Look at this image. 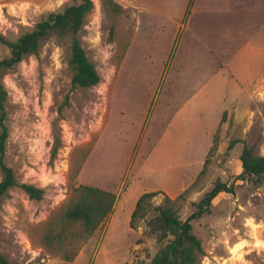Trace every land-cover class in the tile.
<instances>
[{
  "label": "rangeland",
  "instance_id": "374dc122",
  "mask_svg": "<svg viewBox=\"0 0 264 264\" xmlns=\"http://www.w3.org/2000/svg\"><path fill=\"white\" fill-rule=\"evenodd\" d=\"M80 1L0 0V35L15 40L50 13ZM93 2L80 38L101 74L98 84L72 88L68 34L47 38L38 55L27 56L2 76L8 90L6 161L19 181L43 187L45 193L40 200L31 199L16 186L2 199L0 251L12 264H145L171 236L146 234L145 221L130 226L138 196L161 191L153 199L157 205L170 195L152 188L166 186L180 190L179 195L187 191L177 205L186 219L195 203L222 181L232 192L217 195L211 212L193 222L203 245L197 264H264V177L258 184L243 179L240 159L245 146L264 155V80L253 97L236 104L230 102L234 92L224 89L226 100L216 97L202 111L198 132L178 139L184 143L176 150L157 146L145 160L144 144L136 154L132 151V114L145 103L148 81L135 82V89L127 82L122 95L113 99L112 124L95 147L109 120L113 67L120 62L127 35L124 30L121 40L115 39L126 21L124 12H114L103 0ZM9 55V46L0 40V59ZM80 184L117 194L116 216L88 238L80 224L69 225L63 217L73 188Z\"/></svg>",
  "mask_w": 264,
  "mask_h": 264
},
{
  "label": "crops",
  "instance_id": "0c3cea01",
  "mask_svg": "<svg viewBox=\"0 0 264 264\" xmlns=\"http://www.w3.org/2000/svg\"><path fill=\"white\" fill-rule=\"evenodd\" d=\"M116 1L126 21L115 39L120 41L125 30L127 40L113 67L109 120L95 147L112 124L113 99L122 95L127 82L135 89V82L148 81L145 103L135 106L132 114V151L136 154L144 144L143 160L157 146L176 150L184 143L178 139L198 132L202 111L216 97L226 100L224 89L234 92L230 102L236 104L262 86L264 0ZM156 189L173 197L180 193L166 186L150 190ZM111 215L116 216L115 207Z\"/></svg>",
  "mask_w": 264,
  "mask_h": 264
},
{
  "label": "trees",
  "instance_id": "16d2710c",
  "mask_svg": "<svg viewBox=\"0 0 264 264\" xmlns=\"http://www.w3.org/2000/svg\"><path fill=\"white\" fill-rule=\"evenodd\" d=\"M109 9L122 13L123 7L116 0H103ZM94 8L93 0H81L79 3L68 5L62 10L50 13L44 20L36 24L32 30L25 31L15 40H8L0 35V40L10 48V55L0 59V209L2 199L8 195L11 188L20 186L31 199L43 198L45 188L33 183L19 181L15 170L7 163V140L9 129L7 125L8 90L3 83L2 76L14 68L27 56L38 55L42 43L53 35H69L71 38V53L69 65L72 69V88H89L98 84L102 77L96 63L88 56L82 45L80 32L84 27L86 16ZM114 36L111 33V38ZM216 148L218 135H215ZM234 142L229 148L233 147ZM243 171L241 176L255 184L261 183L264 177V155L256 153L252 148L245 146L240 157ZM206 161L205 166H207ZM232 187L226 182L218 181L214 187L207 191L202 199L195 203L196 209L186 218H181L178 203L185 199L182 193L175 199L165 195L164 200L155 205L154 197L161 191L143 193L137 200L132 213L130 226L136 228L140 221L146 222V234L168 233L171 238L154 256L145 264H197L203 253L201 238L194 232L193 222L211 212L213 199L221 192H232ZM117 194L113 191L91 184H80L73 188V192L64 208V220L69 225L80 224L82 236L90 237L96 229L103 224L114 210ZM142 242V240H138ZM73 260V257H66ZM0 264L12 262L0 251Z\"/></svg>",
  "mask_w": 264,
  "mask_h": 264
},
{
  "label": "bare ground",
  "instance_id": "6f19581e",
  "mask_svg": "<svg viewBox=\"0 0 264 264\" xmlns=\"http://www.w3.org/2000/svg\"><path fill=\"white\" fill-rule=\"evenodd\" d=\"M60 3V2H59Z\"/></svg>",
  "mask_w": 264,
  "mask_h": 264
}]
</instances>
